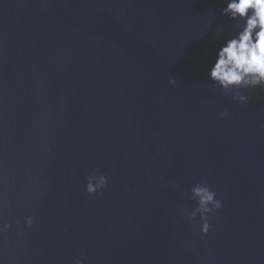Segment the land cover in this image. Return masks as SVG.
Masks as SVG:
<instances>
[{
  "label": "water",
  "instance_id": "1",
  "mask_svg": "<svg viewBox=\"0 0 264 264\" xmlns=\"http://www.w3.org/2000/svg\"><path fill=\"white\" fill-rule=\"evenodd\" d=\"M225 6L0 0V264H264V92L207 76ZM196 184L222 201L204 236Z\"/></svg>",
  "mask_w": 264,
  "mask_h": 264
},
{
  "label": "clouds",
  "instance_id": "2",
  "mask_svg": "<svg viewBox=\"0 0 264 264\" xmlns=\"http://www.w3.org/2000/svg\"><path fill=\"white\" fill-rule=\"evenodd\" d=\"M226 6L221 15L232 21L233 33L224 40L216 52L215 62L207 73L208 81L215 89L231 94V99L238 104L248 103L250 97L243 94L245 90L260 89L264 92V0H221ZM215 15V13H213ZM223 31L217 26L216 36ZM170 85L177 80L170 77ZM229 115L227 110L219 114L223 119ZM264 131V124L260 126ZM107 187V177L103 174H90L86 178L84 191L92 196ZM216 192L205 184L193 185L190 199L196 202V208L187 214L192 221L199 215L200 235L210 231L208 218L222 207V201L216 198ZM183 215V209L180 210ZM33 217L24 220L25 229L31 228ZM10 225L0 218V235L6 233ZM3 243L6 244V241Z\"/></svg>",
  "mask_w": 264,
  "mask_h": 264
}]
</instances>
